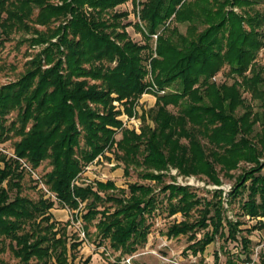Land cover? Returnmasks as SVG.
<instances>
[{
    "label": "trees",
    "instance_id": "1",
    "mask_svg": "<svg viewBox=\"0 0 264 264\" xmlns=\"http://www.w3.org/2000/svg\"><path fill=\"white\" fill-rule=\"evenodd\" d=\"M125 1L0 0V45L17 31L34 35L21 43L49 44L25 63L18 79L0 86V143L15 138L16 155L0 153V253L9 239L18 259L0 257V264H72L69 251L80 242L68 247L67 225L58 228L52 220L54 202L43 194L33 199L22 193L29 172L23 164L35 169L44 161L51 167L44 184L59 201L72 210L85 202L83 230L88 239L96 235L98 246L108 241L114 251L133 254L148 241L149 217L164 207L169 215H183L166 235L187 236V249L194 255L222 237L240 251L228 264L253 261L252 241L241 233L250 230L239 227L243 220L224 216L221 189L216 201L206 200L190 186L173 179L165 183V177L175 168L220 184V174L232 177L239 161L253 163L238 175L229 201L238 200L242 216L264 218V65L256 62L264 47V15L254 7L258 0L143 1L140 18L146 37L159 33L157 55L151 59L155 79L171 91L158 95L149 109L154 126L146 123L140 133L122 129L116 140L121 121L114 101L126 99L131 105L147 87L146 47L131 40L121 24L126 13L111 14ZM177 24H187L185 32ZM225 67L229 77L240 80L212 81ZM242 92L261 101V110L253 112ZM240 107L244 110L237 115ZM12 112L15 118L8 122ZM257 121L260 130L254 131ZM113 147L125 174L135 168L142 179L163 185L165 206L151 184L130 183L127 194L112 180L96 186L75 183L87 164ZM257 225L264 228L261 219L250 228ZM257 264H264V249Z\"/></svg>",
    "mask_w": 264,
    "mask_h": 264
},
{
    "label": "rangeland",
    "instance_id": "2",
    "mask_svg": "<svg viewBox=\"0 0 264 264\" xmlns=\"http://www.w3.org/2000/svg\"><path fill=\"white\" fill-rule=\"evenodd\" d=\"M145 0H127L123 3L116 5L111 14L113 13H126V15L120 19L122 25H126L125 30L129 37L134 42L140 45H144L146 48L142 52L144 58V67L146 70L145 81L147 87L144 93L137 99L133 104H128L126 99L115 100L114 106L119 111L117 118L121 121V127L117 130L116 140L121 138L122 129L134 130L137 133L141 132L144 124L148 123L154 126V122L149 118V109L154 107L157 101L158 95H164L171 91L169 87H161L156 79L152 69L151 59L157 55V38L159 33L151 34L150 38L146 37L145 24L140 18V11L142 8V2ZM255 9L262 12L264 15V0H258ZM233 9L235 12H239L236 7H228ZM89 11V9H88ZM71 18V15L67 17ZM67 19L63 21L66 22ZM59 22H57L58 24ZM139 23L141 29L139 30L136 24ZM181 32H185L187 24H177ZM43 29V27H40ZM264 33V26H263ZM147 33V32H146ZM31 33L17 31L12 34V40L5 42L4 45H0V86L8 82L18 79V77L25 71V63L29 61L36 52H40L43 48L48 46V43L30 45L29 42L21 43L22 39H28L33 37ZM53 38L52 41H56ZM256 62L260 65H264V47H262L256 57ZM116 62L112 65L114 66ZM228 67L221 70L212 81L221 83L223 81L231 84L234 79L240 80L238 77L233 78L227 75ZM248 73V71H247ZM144 95H148L145 96ZM116 97V94H113ZM245 104L251 106L253 112L261 110L259 106L261 101L251 100L250 95L246 92H242ZM172 111H177V107L172 105L169 106ZM244 108H237L236 114L239 115L243 112ZM16 113L12 112L8 116V122L14 120ZM260 130L259 122L257 121L254 125V131ZM14 141L15 138L9 139L3 143H0V153L6 154L7 157H16L14 154ZM183 142H187L185 138ZM207 142V140H204ZM113 147L112 150H107L104 154L99 155L95 161L87 164L79 177L75 180L76 184L81 185H93L96 186L97 181H108L112 180L120 189H125L129 194V184L133 182H139L144 184H151L155 188V191L159 195V198L163 200V206L166 205V198H163L165 194L160 193L162 184L142 179L139 176L138 169H131L129 174H125V165L123 162L116 159L114 155ZM263 159L260 158V161ZM0 165L3 162L0 161ZM254 164L244 161H239L236 169H233L232 177L224 176L220 174L221 183L216 184L202 174H190L183 175L178 172L177 169L171 168L167 172L165 177V183L171 182L173 179L175 183L181 186H190L198 194L199 197L206 200L216 201L219 197L217 190L223 191L222 199L225 205L223 212L224 216L229 219H241L244 221L239 227L241 229H249V232L242 230V234L246 235L252 241L253 253L252 258L254 259L253 264H257L258 252L264 249V228H250L256 224L257 219H261L264 222V218L260 217L257 219H249L248 216L240 215V209L238 207V200L230 202V192L233 190V185L238 178L239 174H242L245 170L250 169ZM29 171L23 180V195L29 196L33 199H38L42 194L44 197H49L54 202L53 207L50 209L52 220L57 223V227H63L67 225V236L69 237L68 247L72 241H79L80 244L69 251L70 262L72 264H228V259L235 258V255L239 254V247H235L234 241H227L224 238L217 237L206 248L203 254L194 255L191 250L187 249L189 241L187 236H179L176 238H169L166 235L168 227L175 221H181L183 215L178 212L177 214L169 215L168 211L164 207L156 209L151 216L149 221L152 223L151 232L148 237V241L145 246H139L133 254L122 255L121 251H114L108 241H105L103 245L98 246L95 242V234H92L91 239L86 238L82 220V214L86 212L85 202H81L80 206L76 210L70 209L67 205H64L59 201L56 193L50 191L44 184V174L51 168L47 161H44L38 168L32 169L27 164H23ZM176 178H173V177ZM247 181L246 183H248ZM6 184V182H4ZM114 192H120L118 190ZM246 193H243V199L246 197ZM12 194V193H11ZM14 194V193H13ZM109 205V204H107ZM103 209V206H99ZM98 219L94 220L96 223ZM91 233L96 231L94 224L89 226ZM203 231L198 236L201 237ZM77 238V239H76ZM239 239V235H238ZM10 240H6V250L0 253V257L8 262H16L18 259L10 251L8 244ZM75 255V259L71 260V256ZM217 254V257H216ZM132 257L130 262L126 259ZM163 257H169L170 259H176L172 261H164ZM240 258H244L242 253ZM177 262V263H174Z\"/></svg>",
    "mask_w": 264,
    "mask_h": 264
},
{
    "label": "built area",
    "instance_id": "3",
    "mask_svg": "<svg viewBox=\"0 0 264 264\" xmlns=\"http://www.w3.org/2000/svg\"><path fill=\"white\" fill-rule=\"evenodd\" d=\"M131 258H132V257H128L126 260H127L128 262H130ZM163 260L167 262V261H172V260H176V259H170L169 257H163ZM253 262H254V259H253V261H251V262H250V261H247V262H245L244 264H253ZM174 263H177V262L174 261ZM177 264H178V263H177Z\"/></svg>",
    "mask_w": 264,
    "mask_h": 264
},
{
    "label": "crops",
    "instance_id": "4",
    "mask_svg": "<svg viewBox=\"0 0 264 264\" xmlns=\"http://www.w3.org/2000/svg\"><path fill=\"white\" fill-rule=\"evenodd\" d=\"M145 96H148V95H144V97H145Z\"/></svg>",
    "mask_w": 264,
    "mask_h": 264
}]
</instances>
